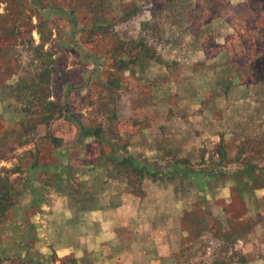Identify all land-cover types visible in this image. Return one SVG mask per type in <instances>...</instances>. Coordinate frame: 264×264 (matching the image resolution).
<instances>
[{"label":"rangeland","instance_id":"rangeland-1","mask_svg":"<svg viewBox=\"0 0 264 264\" xmlns=\"http://www.w3.org/2000/svg\"><path fill=\"white\" fill-rule=\"evenodd\" d=\"M160 53L168 59L178 58L188 74L211 62L215 70L222 63L246 70L259 60L264 69V0H0V169L28 174L32 163H51V149L61 147L55 139L74 135L71 126L63 123L66 117L59 121L56 114L46 118L51 113L47 102L63 106L67 104L65 94H72L75 107L92 108L78 114L80 118L74 116V124L98 126L96 118L90 117L94 108L98 111L104 104L100 103L101 93L111 76H118L119 67L128 62L136 72ZM152 73L157 76L156 65ZM171 99L165 106H173ZM254 99L245 103L254 106ZM249 116L247 113V120ZM224 134L223 146L216 144V137L215 144L199 146L180 157L187 159L192 178L162 175L153 181L148 177L140 188L144 191L138 188L132 193L144 195L147 211L155 212L148 216V224L155 226L157 216L164 222L160 229L166 238L165 264L241 261L239 241L252 233L257 218L241 212V203L247 190L264 180V142L237 131ZM243 159L256 166L254 176L233 177L247 170ZM60 160L58 165H64L65 159ZM173 164L167 160L153 170L164 174ZM32 174L36 182L37 177L45 176L39 170ZM213 174L219 176L212 178ZM0 180L7 186L22 187L20 180ZM34 191L37 204H56L46 187L36 184ZM27 194H22V200H28ZM153 202L160 209L153 210ZM131 205L138 210L136 218L141 213L146 217L142 203ZM7 231L20 238L29 236L32 228L11 225ZM126 232L131 231L123 229L121 234ZM17 248L0 264H77L73 256L78 250L74 246L72 250L68 241L39 239L30 257L27 243ZM22 252L27 260L20 259Z\"/></svg>","mask_w":264,"mask_h":264},{"label":"crops","instance_id":"crops-1","mask_svg":"<svg viewBox=\"0 0 264 264\" xmlns=\"http://www.w3.org/2000/svg\"><path fill=\"white\" fill-rule=\"evenodd\" d=\"M254 62L255 67L249 65L246 70L241 65L232 69L226 63L215 70L211 62L188 74L184 73L182 61L165 58L160 53L157 62L148 60L136 72L129 65L118 76H111L108 87H103L101 93L100 103L104 104L98 111L94 108L90 117L96 118L98 126L64 119L63 123L71 126L74 135L53 138L61 147L51 149V163L39 164L41 170H37L45 176L37 177L36 182L34 171L27 174L20 169H0L3 172L0 177L22 181V187H8L12 203L8 213L12 211L0 222V260L10 259L18 244L25 243L27 249L30 247V257L31 251H36L35 244L42 239L53 243L68 241L72 250L73 246L78 250L73 256L77 264H165L166 238L160 229L164 222L157 216L155 226L148 224V216L155 212H148L144 195L132 194L120 162L130 158L153 169L156 164L175 161L199 146L215 144L212 140L216 137L217 143L220 140L225 143L226 131L264 140V69L261 61ZM154 65L158 68L157 76L152 73ZM251 88L254 93H250ZM252 94L253 98L248 97ZM65 95L68 114L80 118L78 114L85 110L91 112L89 106L75 107L72 94ZM170 98L173 106H165ZM252 99L254 106L245 103ZM81 125L98 128L100 135L81 136ZM175 153L181 155L176 157ZM63 158L64 165H58ZM262 175L264 178V172ZM147 181L148 177L143 183ZM36 184L49 190L54 206L37 204ZM247 192L241 212H246L248 218H257L252 233L239 241L241 261L229 264H264V180ZM22 194H27V201L22 200ZM132 202L146 207V217L141 213L136 218L138 210ZM152 205L153 210L160 209L157 203ZM20 224L32 228L29 236L18 238L7 231V226ZM123 229L131 232L123 236ZM23 253L20 259L27 260Z\"/></svg>","mask_w":264,"mask_h":264},{"label":"trees","instance_id":"trees-1","mask_svg":"<svg viewBox=\"0 0 264 264\" xmlns=\"http://www.w3.org/2000/svg\"><path fill=\"white\" fill-rule=\"evenodd\" d=\"M147 59H151L150 57H146ZM159 59V55L152 58V60H154L155 62H157ZM129 65L128 63L123 64V66H120L119 69L120 70H124L126 69ZM49 97L46 96V99H48ZM47 105L51 108V113L46 114V118H52L54 117V115L56 114L57 118L60 117H66L67 120H73L74 116L68 114V106L67 104H64L63 106H60L56 103L53 102H47ZM62 115V116H61ZM53 121V120H52ZM79 132L81 136H98L99 134V130L98 128H84L82 125L79 128ZM262 142H264V140H260ZM218 146H223L224 143L222 142V140H220L219 143H217ZM218 149V147H217ZM226 155L222 154V157L224 158ZM251 161V160H250ZM261 161L264 162V152H262L261 154ZM121 165L123 166V168H125V172L127 173V179L129 181V187L131 189V192L134 193L136 191V189L139 188V190L137 191H141V184L143 182V180L146 177H150L153 181H155L157 179V177H162L163 176H170V175H174V176H186L188 178H192V173L193 170H191V166L188 165L187 159L186 158H179L177 160L174 161L173 167L170 168L168 171L163 172L164 174H162V172L160 171H155L153 169L150 168H146L144 166H141L139 163H137V161L132 160L130 158L128 159H124L121 162ZM241 163H243L244 165H246L247 170H242L241 172H237L234 173L232 176H237L238 174L241 175L242 177L245 178H249L251 177V175L253 174L254 176V172H256L257 168L256 166H254L253 164H248L249 162H247L245 159L241 160ZM40 165L35 163H32L30 165V172H32V170L34 171L35 169H40ZM35 170V171H36ZM34 171V172H35ZM219 175L217 174H213L211 177L212 178H216ZM222 176V175H221ZM260 184H258L259 186ZM135 186V189H133V187ZM8 187L9 185H5L1 182L0 180V219H2V217H4L6 215V213L9 211L10 206L12 205L11 201H9V192H8Z\"/></svg>","mask_w":264,"mask_h":264}]
</instances>
